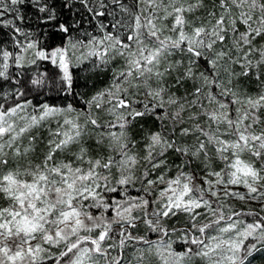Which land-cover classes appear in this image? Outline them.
Masks as SVG:
<instances>
[{"label":"snow or ice","instance_id":"snow-or-ice-1","mask_svg":"<svg viewBox=\"0 0 264 264\" xmlns=\"http://www.w3.org/2000/svg\"><path fill=\"white\" fill-rule=\"evenodd\" d=\"M112 3L127 17L111 24L119 35L101 24L102 36L85 33L87 45L70 35L51 51L18 45L34 50L29 63L49 60L59 69L57 96L71 97L66 104L27 99L29 90L7 74L9 58L19 68L23 55L2 52L0 264L264 261V0ZM39 4L0 0V17L22 20L16 6ZM53 7H38L45 22L57 21ZM71 28L54 23L53 35ZM88 45L73 64L69 51ZM93 56L95 68L119 66L77 107L70 67ZM241 78L257 91H246ZM144 118L158 121L159 131L141 138L140 155L129 129ZM230 200L259 211H236Z\"/></svg>","mask_w":264,"mask_h":264},{"label":"trees","instance_id":"trees-1","mask_svg":"<svg viewBox=\"0 0 264 264\" xmlns=\"http://www.w3.org/2000/svg\"><path fill=\"white\" fill-rule=\"evenodd\" d=\"M127 2H129V0H121V3ZM46 3L53 4V10L57 13V21L45 22L47 20L46 13H40L38 11V7ZM100 3L105 4L103 9L99 7ZM88 4L98 11L105 12V15L94 17L93 13L89 12L84 4L81 3V0H67L66 4L65 0H40V4L35 7L25 8L19 5L16 6L20 8V14L24 17L22 20L15 19L14 13H5L4 16L0 17V53L5 48H10L11 52H14V44L16 42V40L13 39L16 34L14 28L16 29L17 27L23 31L29 32L30 37L37 42L38 48L42 49H51L56 45L64 44L68 41L69 35L71 39L75 38V40L79 41L84 40L88 38L85 33L93 34L95 30L99 31V26L101 24L107 26L105 31L110 30L113 34H121L111 28V24L114 20L121 19L122 17L127 19L125 14L117 7L118 5L112 3V0H88ZM108 13H114V15H109ZM4 20H12V24L5 27L2 23ZM57 22L71 24L72 28L70 34L56 33L53 35V24ZM79 29L84 31V34H80L82 37L78 35ZM94 64L95 63L92 62H83L80 64L79 70L70 67V72L73 73L74 80H77L78 84L74 90L81 94L77 97L76 101H74L77 107H79L84 100L90 99L98 90L104 89L105 85L108 84L111 79V69L119 66V62L108 65L107 67L101 66L100 68L93 67ZM236 70L239 71L240 69L237 67ZM7 74L11 78L9 83L15 84L18 80L21 85L29 90L27 99L33 100L35 104H40V102L43 101L60 104L61 102L67 103L71 100V97H69L68 100H64L62 94L59 97L57 96V83L60 79L59 69L47 60L37 59L35 64L25 63L19 68L13 60H10ZM37 78H42L44 83L39 87L32 86L31 80ZM240 84L249 93H255L257 91L255 81L241 78ZM5 90L11 91L13 89H9L6 84ZM129 131L139 142L140 147L144 148V141L141 138L147 131H159V122L154 118L140 119ZM130 194L134 195L135 193L132 192ZM233 208L236 211L249 210V208L239 205L233 206ZM241 218L247 222L252 221L251 216H244ZM140 234L143 233L141 232ZM155 238V236H150V239ZM172 239L175 240L176 237L173 236ZM177 250H179V248ZM253 264H264V261L257 259Z\"/></svg>","mask_w":264,"mask_h":264},{"label":"rangeland","instance_id":"rangeland-1","mask_svg":"<svg viewBox=\"0 0 264 264\" xmlns=\"http://www.w3.org/2000/svg\"><path fill=\"white\" fill-rule=\"evenodd\" d=\"M117 7H118V6H117ZM118 8H119V7H118ZM14 31H15V28H14ZM15 32H16V31H15ZM94 32H95V33H93V34H91V35H95V36H97V37H100V36L103 35V33L101 32V30H99V31H96V30H95ZM109 32H110V30H109ZM28 33H29V32H27V31H23V30H21V32H19V33L16 32L17 35L15 34V36H14V37H15V40H16V42H15V44H14V45H15L14 52L12 53L10 48H9V49H8V48L3 49V50L1 51V53H0V62H2V52H3V51H9L10 53L13 54V56L16 55V54L23 55V57H24L23 64H25V63H29L30 60H32V59L35 58L34 55H33V51H34V50H32V49H29L27 52H23V53L20 51V47H19V46H24V47H26V45H27L29 42H35V43L37 44V42H36L33 38H31L30 35H25V34H28ZM80 34H84V31H82V30L79 29V31H78V35L80 36ZM84 36H85V35H84ZM80 37H82V36H80ZM72 40H73L74 42H75V41H79V40H75V38H73ZM80 41H83L84 44L87 45L88 38H86V39H84V40H80ZM67 42H68V41H67ZM67 42H65L64 44H61V45H56V46H54V47H57V46H63V45H65V44H67ZM18 45H19V46H18ZM54 47H53V48H54ZM89 47H91V46L88 45V47H84V48H79V47H78L76 50H74V51H75V55H73V51L70 50V51H69V56L72 58V63H73V64H76V63H77V61H76V56L81 55V53H86V52L88 51V48H89ZM37 48H38V44H37ZM53 48H51V49H43V50H45V51H51ZM40 49H42V48H40ZM10 60H13V61H14V59H13L12 57H10L8 63L10 62ZM47 61H49V60H47ZM49 62H50V61H49ZM83 62H86V63H88V62H92V63H95V64H98V63H99L98 59H97L95 56L90 57V58L84 60ZM50 63H51V62H50ZM43 102H44V101H43ZM43 102H40V103H43ZM67 103H68V102H67ZM64 104H66V103H64ZM105 107H108V105H105ZM28 111H31V108H29ZM102 115H103V119H104V120L113 119V117L109 116L107 113H103ZM51 126H52L53 128L56 127V125H55L54 122L52 123ZM114 130H117V129H114ZM41 132H42L43 137L46 138V137H47V132L44 131L43 129L41 130ZM132 135H133V134H132ZM134 139H135V137H134ZM135 140H136V139H135ZM41 147H42V145H41ZM143 149H144V148H141L140 145H139V143H138V144L136 145V147L133 149V152H139L140 155H143V154H144ZM104 154L107 155L106 150L104 151ZM242 190H243V189H241V191H242ZM229 203L232 204L233 206L239 205V206H244L245 208H249V207H251L252 209H254V210H258V211H259V205H258V204H255V203H253V204H251V205H242L241 202H239V201H235V200H230Z\"/></svg>","mask_w":264,"mask_h":264}]
</instances>
